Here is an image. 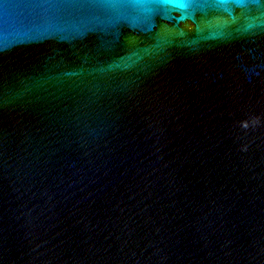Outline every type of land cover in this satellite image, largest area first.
<instances>
[{"label": "water", "instance_id": "obj_1", "mask_svg": "<svg viewBox=\"0 0 264 264\" xmlns=\"http://www.w3.org/2000/svg\"><path fill=\"white\" fill-rule=\"evenodd\" d=\"M0 264H264V0H0Z\"/></svg>", "mask_w": 264, "mask_h": 264}]
</instances>
